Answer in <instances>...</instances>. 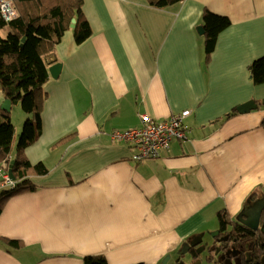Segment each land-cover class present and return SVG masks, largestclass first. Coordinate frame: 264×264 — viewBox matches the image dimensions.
Masks as SVG:
<instances>
[{
    "label": "crops",
    "instance_id": "crops-1",
    "mask_svg": "<svg viewBox=\"0 0 264 264\" xmlns=\"http://www.w3.org/2000/svg\"><path fill=\"white\" fill-rule=\"evenodd\" d=\"M205 9L231 21L210 55L197 30ZM83 11L92 33L77 43L71 27L56 45L49 66L63 67L58 78L49 72L42 132L25 149L49 171L6 200L0 264H84L98 254L109 264H160L168 254L180 263L178 250L220 228L221 210L235 220L264 196V83L248 70L264 56V0H84ZM5 99L0 89V107ZM249 100L258 107L227 116ZM185 109L186 138L158 157L134 161V146L113 137L141 126V113L161 121Z\"/></svg>",
    "mask_w": 264,
    "mask_h": 264
},
{
    "label": "trees",
    "instance_id": "trees-1",
    "mask_svg": "<svg viewBox=\"0 0 264 264\" xmlns=\"http://www.w3.org/2000/svg\"><path fill=\"white\" fill-rule=\"evenodd\" d=\"M12 1L18 16L11 22H6L0 13V27L6 25L10 27L6 36L0 35V89L4 97L11 100L12 105L21 103L22 108L30 115L23 125L16 145V156L10 160L14 161L13 174L16 184L13 187L0 186V213L9 197L36 188L32 175H42L49 171L43 162L32 164L26 157L25 149L38 140L42 132L41 112L46 97L44 84L49 78V64L55 61L53 54L56 45L64 32L71 28L73 18L76 19L73 31L77 43L84 42L92 33L83 11L84 0ZM147 1L153 7L165 8L181 0ZM230 24L231 21L227 16L214 13L209 9L204 10L202 26L207 55L214 50L219 33ZM23 38H25L24 42ZM248 70L253 82L264 83V56L254 60ZM237 112L238 110L234 109L227 116ZM11 116V111L0 107V162L9 159L11 152H14L15 125ZM262 126L264 127V118ZM73 135L71 133L62 137L56 144L69 142ZM251 198H257L255 193ZM218 217L223 231L227 230L226 226L233 225V229L238 228V233L244 239L256 238L254 252L256 255L264 254V233L254 232L230 219L225 210H221ZM8 241L12 245L19 246L18 240L9 239ZM83 261L84 264H109L102 254L87 255Z\"/></svg>",
    "mask_w": 264,
    "mask_h": 264
},
{
    "label": "built area",
    "instance_id": "built-area-1",
    "mask_svg": "<svg viewBox=\"0 0 264 264\" xmlns=\"http://www.w3.org/2000/svg\"><path fill=\"white\" fill-rule=\"evenodd\" d=\"M0 13L6 22H11L18 16V11L12 0H0ZM190 114L191 109H185L160 121L147 113H141V126L115 130L113 137L134 146L135 151L131 157L134 161L158 157L174 139L186 138L184 119ZM9 168L10 158L0 162V186L2 187H13L16 184L15 179L10 175Z\"/></svg>",
    "mask_w": 264,
    "mask_h": 264
},
{
    "label": "water",
    "instance_id": "water-1",
    "mask_svg": "<svg viewBox=\"0 0 264 264\" xmlns=\"http://www.w3.org/2000/svg\"><path fill=\"white\" fill-rule=\"evenodd\" d=\"M76 25V19H72L71 27L74 28ZM199 33L203 34L204 29L203 26H199L197 28ZM25 38H23L24 42ZM63 64L61 62L53 63L49 66V72L52 77L58 78L61 70H62ZM264 102V101H263ZM258 107V103L255 100H249L241 105L238 106L237 110L239 113H247L250 112L253 109H256ZM2 109L6 111H11L12 109V102L9 98H6L1 106ZM13 164L14 161L11 162L9 172L13 179H15V176L13 174ZM245 227L249 228L250 230L254 232H262L264 233V196L256 199L253 202H249L247 205L243 207V209L240 211V213L236 216V219L234 220ZM228 226H226L225 229H227ZM223 230L221 227L215 231H211L209 235L211 236V241H206V243H203L200 248H197V253L201 254L202 251L207 249V244L212 243V246L219 243H224L227 241L228 237H220L221 232ZM203 242V235L199 236L197 240H193L192 242L188 243L185 247V249L179 251V254H186L189 253L191 246H199ZM222 250V247H219L216 249V252L213 256H216L219 254V252ZM212 256L205 255L204 257H199L198 262L196 264H204L211 262ZM251 259L248 257L246 260V263H250ZM231 264L232 261H230ZM178 264H185V261H180ZM236 264V263H235ZM238 264V263H237Z\"/></svg>",
    "mask_w": 264,
    "mask_h": 264
},
{
    "label": "flooded vegetation",
    "instance_id": "flooded-vegetation-1",
    "mask_svg": "<svg viewBox=\"0 0 264 264\" xmlns=\"http://www.w3.org/2000/svg\"><path fill=\"white\" fill-rule=\"evenodd\" d=\"M220 237H228L227 241L224 243L215 244L212 246V243L207 244V256H212L211 262L206 264H264V254L263 255H256L254 252V248L256 246L257 241L256 238H246L244 239L238 233V228L233 229V225H229L226 231H222ZM198 237L195 238L197 240ZM199 246H191L190 247V255L192 258L191 263L189 264H196L198 262L199 257H201L202 253H197V248ZM222 247V250L216 256H213L216 252V249ZM187 248V247H185ZM251 259L250 263H246L247 258ZM186 264V263H185ZM188 264V263H187Z\"/></svg>",
    "mask_w": 264,
    "mask_h": 264
},
{
    "label": "rangeland",
    "instance_id": "rangeland-1",
    "mask_svg": "<svg viewBox=\"0 0 264 264\" xmlns=\"http://www.w3.org/2000/svg\"><path fill=\"white\" fill-rule=\"evenodd\" d=\"M201 26V25H199ZM198 26V27H199ZM10 31V27L8 25L4 26V27H0V35L2 36H6L8 34V32ZM11 118H12V121L14 123V125L16 126V122H18L19 124H22V129H23V125L25 123V121L27 120L28 116L30 114H28L23 108H22V105L21 103H17V104H14L12 105V109H11ZM22 129L21 131L19 132L18 136L20 138V135L22 133ZM19 141V140H18ZM205 241H211V236L208 234V236L205 237ZM179 252V250H178ZM207 254V251H202V255L201 257H204L205 255ZM170 254H168L167 256H165L161 261H160V264H173L175 263V260L174 258L169 260L167 262V260L169 259V256ZM183 261L187 262L188 264L191 263L192 261V258L190 256V254H185L183 256ZM206 264V262L204 263Z\"/></svg>",
    "mask_w": 264,
    "mask_h": 264
}]
</instances>
